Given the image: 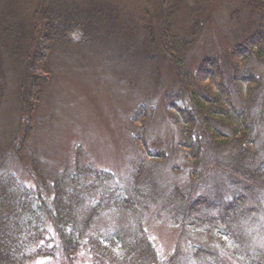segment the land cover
<instances>
[{
  "label": "rangeland",
  "instance_id": "374dc122",
  "mask_svg": "<svg viewBox=\"0 0 264 264\" xmlns=\"http://www.w3.org/2000/svg\"><path fill=\"white\" fill-rule=\"evenodd\" d=\"M65 1L80 8L93 4L105 8V28L93 41L75 32L64 45H42L48 50L43 63L46 71L38 76L42 79L49 73V83L40 89L38 101L33 103L27 93L31 88L21 86L25 81V59L30 52L33 60L41 41L37 33L33 44L30 34L37 0H0V9L17 11L14 15L0 12V19L8 18V14L15 18L12 26L0 27V34L9 27L16 35L7 39L0 35V164L4 162L0 175L11 173L29 189L39 188L49 202L54 198L52 186L57 175L77 169H85L89 178L95 171L111 174L114 183L110 186L120 190L131 186L135 170L141 165L147 168L144 171H153L164 196L174 188L188 186L192 166L178 146L179 129L169 117L170 102L180 91L173 66L163 59L161 51L158 55L153 54L156 50L148 52V59L134 51L148 43L144 39L146 27L155 23L161 0ZM168 8L171 28L178 34L189 35L196 23L202 27L184 59L192 74L208 57L217 59L222 67L231 48L255 34L260 23L258 10L247 7L244 0H169ZM248 63L261 82L251 114L259 157L263 158L264 56L251 55ZM205 86L215 88L207 79L200 82V87ZM217 186L225 202L233 196L232 185L211 169L203 176L194 198L215 197ZM258 198L249 195L246 202L261 209L253 214L250 247L264 254V195ZM162 203L160 200L152 205L143 219L158 255L166 259L175 250L181 231L162 210ZM46 228L48 235L40 240L46 255L29 264H91L87 247L66 256L52 225ZM102 229L111 231L114 225L98 219L90 231ZM199 232L187 226L181 249L188 252V258L191 244L207 238ZM221 256L227 264H238L225 251Z\"/></svg>",
  "mask_w": 264,
  "mask_h": 264
},
{
  "label": "trees",
  "instance_id": "16d2710c",
  "mask_svg": "<svg viewBox=\"0 0 264 264\" xmlns=\"http://www.w3.org/2000/svg\"><path fill=\"white\" fill-rule=\"evenodd\" d=\"M161 2L155 23L146 27L144 39L148 43L140 44L142 46L134 51L145 59L149 58L148 52L156 50L153 54L158 55L161 51L163 59L173 66L175 85L180 91L177 96L173 94L176 97L170 102L169 117L179 129L178 146L192 166L190 184L174 188L164 196L153 171H144L147 168L142 165L136 168L131 186L121 190L110 186L114 183L111 174L95 171L90 172L89 178L85 169H77L57 175L52 186L54 198L49 202L39 188L31 190L11 173H1L0 264H29L45 256L46 248L40 245V240L48 235L49 223L64 255L71 256L73 251L87 247L91 264H227L221 256L222 251L238 264H264V254L250 247L249 234L255 218L253 214L261 209L246 204L249 195L257 196L258 200L264 195V157H259L258 135L251 114L257 104L261 82L248 67L251 55L264 56V0H244L247 7L258 10L257 32L233 46L222 67L217 59L208 57L194 74L185 67L184 59L202 27L196 23L186 36L173 31L169 0ZM97 5L80 8L65 0H37L30 34L33 44L37 33L41 41L38 40L33 60L30 52L25 59V81L21 86L31 88L27 93L33 103L38 101L40 89L49 83V73L42 79L38 76L46 71L43 63L48 50L42 45H64L75 32L93 41L105 28L106 9ZM0 12L14 15L17 11L0 9ZM13 15L1 18L0 27L12 26ZM4 22L9 23L5 25ZM12 29L8 27L1 37H15ZM204 79L215 88L200 87ZM29 105L32 106V102ZM211 169H216L235 189L226 202L218 186L215 197L194 198L203 176ZM160 200L162 210L181 231L175 250L166 259L158 255L143 219L150 207ZM98 219H105L114 229L91 233ZM187 226L200 230L198 234L207 237L205 241L191 244L189 258L188 252L181 249Z\"/></svg>",
  "mask_w": 264,
  "mask_h": 264
}]
</instances>
